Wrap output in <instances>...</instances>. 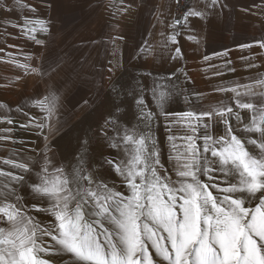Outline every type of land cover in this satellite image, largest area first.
I'll return each instance as SVG.
<instances>
[{
    "label": "snow or ice",
    "instance_id": "snow-or-ice-1",
    "mask_svg": "<svg viewBox=\"0 0 264 264\" xmlns=\"http://www.w3.org/2000/svg\"><path fill=\"white\" fill-rule=\"evenodd\" d=\"M223 7L221 0H203L201 8L185 13L183 23L173 20L169 26L175 29L179 24L187 29L189 17L211 22ZM253 7L264 16V0H256ZM0 8L37 12L21 0H14L12 7L0 0ZM12 27L20 29L38 46H45V42L37 33H50L49 22L42 18L25 17L24 24ZM180 34L176 31L169 37L170 43L177 45L171 50L173 61L183 59L178 46ZM123 39L120 35L111 37L113 43ZM254 44L264 49V40ZM240 47L251 48L253 44ZM139 51L146 54L149 49ZM115 52L116 49L114 55ZM8 56L11 58L12 53ZM24 59L31 61L32 57ZM14 63L26 74L30 71L39 75L45 88L30 98L35 101L36 114L17 105L24 119L14 120L8 106L9 112L3 113L0 120V142H4L0 147L19 148L0 161V264H50L39 255L49 252L60 257L63 264H264V78L255 81L262 89L259 92L247 84L214 89L232 92L235 97H251L236 98L235 104L248 110L245 130L258 133V139L245 141L238 137L233 120L238 127L244 117L223 102L207 110L161 112L179 116L176 122L183 123L190 133L180 137L184 142L182 150L174 142L175 136H167L171 143L167 163L171 167H166L150 131L138 134L123 129L121 135L117 105L95 131L77 138L70 157L55 161L52 156L56 155L63 125L53 119L56 106L50 94L60 95L67 84V80L61 83L57 78L67 72L68 62L60 55L50 54L40 64L18 60ZM247 66L257 67L251 61ZM118 67L117 62L107 68L110 84L116 83ZM230 71L235 72V68ZM73 72L81 89L94 86L96 73L86 62L73 68ZM176 74L172 72L164 79L170 82ZM161 87L157 84L152 89L157 102L165 96L163 91L157 95ZM239 87L245 91L239 92ZM123 88L120 85L114 90L119 94ZM195 95L199 98L202 93ZM132 99L141 110L139 118L148 121L146 127L150 128L155 114L145 111L147 105L142 96L133 94ZM67 100V93L60 96L61 106ZM90 102L84 100L83 104ZM5 107L0 102V109ZM217 123L224 128L222 134L214 135ZM19 131L34 136L35 146L27 147L28 142L15 135ZM97 140L117 153L121 144L125 145L129 159L117 162L115 158H105L103 152L100 158L94 157ZM18 141L23 144L18 146ZM246 144L257 146L260 154L253 155ZM128 145L134 147L129 149ZM113 172L122 178L124 190L109 183ZM30 208L46 214L49 224L41 226Z\"/></svg>",
    "mask_w": 264,
    "mask_h": 264
},
{
    "label": "crops",
    "instance_id": "crops-1",
    "mask_svg": "<svg viewBox=\"0 0 264 264\" xmlns=\"http://www.w3.org/2000/svg\"><path fill=\"white\" fill-rule=\"evenodd\" d=\"M4 2L9 7L14 4V0ZM255 2L256 0H221L224 7L218 10V15L211 22L189 17L187 29L179 24L175 29L169 25L177 20L176 13L181 5L184 6V12L178 20L183 23L185 13L189 9L201 8L203 0H134L131 4L127 0H21L22 4L34 6L37 12L32 13L22 8H14L9 12L0 8V49H3L0 51V102L6 106L0 109V120H3V113L9 112L8 106L14 120L24 119L19 115L17 105L26 106L25 110H30L33 114L38 112L34 107L35 101L30 98L44 91L43 79L30 71L26 74L14 61L40 64L51 54L60 55L68 62L67 72L57 78L61 83L67 80V84L60 95L50 94L56 106L53 119L63 125L59 139L84 119L102 124L108 113L118 105L121 135L123 129L150 131L157 141L156 146L168 158L171 143L167 136H175L174 142L182 150L184 142L180 137L190 133L183 123L176 122L179 121V116L160 113L179 114L207 110L220 106L221 102L233 107L234 111L240 112L244 117L238 127L233 120L238 137L244 140L258 139V133L245 130L248 110L239 109L235 104L236 98L244 100L251 97H235L232 92L214 91L225 86L245 84L253 85L256 92L262 90L255 81L264 78V49H260L254 42L264 40V16L253 7ZM125 8H130V11H125ZM25 17L42 18L49 22V34L37 33L45 46L36 45L20 29L12 27L24 24ZM176 31L181 33L178 46L183 59L173 61L171 55L174 52L171 50L177 45H172L169 37ZM114 35L123 36L124 39L113 43L111 37ZM242 44H253V47L241 48ZM139 49L149 51L145 54ZM8 53H12L11 58ZM216 53L219 55H214ZM25 56H31L32 60L25 61ZM205 56L209 59L205 60ZM250 61L255 62L257 67L249 68L247 65ZM85 62L96 73L95 84L88 90L81 89L73 72V68L78 69L79 64ZM117 62L119 67L114 77L116 83L113 85L109 83L111 74L107 73V68ZM232 68H235V72L230 71ZM172 72L177 74L170 82L164 79ZM157 84L163 85L157 90V95L160 91L165 93L159 102L154 100L152 92ZM120 85H124V88L117 94L114 89ZM237 90L241 93L245 91L243 87ZM64 93H67L68 100L61 106L60 96ZM196 93L202 95L197 98ZM133 94L137 98L142 96L147 105L145 111L150 110L155 114L150 128L146 127L148 121L139 118L141 110L135 105ZM84 100L91 102L85 106ZM223 128L222 124L217 123L213 134H222ZM15 135L23 137L28 142L27 147L35 146L34 136L23 131ZM21 144L23 141L17 142L18 146ZM124 148L125 145L121 144V150L117 153L104 145L106 155L108 149L112 150L109 151L111 155H125ZM149 148L151 150V144ZM17 150L18 147H0V161L8 152ZM167 166L171 167L169 164ZM29 211L40 221L41 226L49 224L46 214L36 213L31 208ZM44 239L51 243L49 238ZM39 255L47 260V253Z\"/></svg>",
    "mask_w": 264,
    "mask_h": 264
},
{
    "label": "rangeland",
    "instance_id": "rangeland-1",
    "mask_svg": "<svg viewBox=\"0 0 264 264\" xmlns=\"http://www.w3.org/2000/svg\"><path fill=\"white\" fill-rule=\"evenodd\" d=\"M100 124L101 123H96V122H93L91 120L84 119L82 122H80L77 125H75L69 132H66L64 134V136H62L63 137L62 139L58 140V149L56 150V155L52 156V158L55 161H60L61 157H70L72 152H73V150L77 146V138L84 136V134L87 133V132L95 131V129ZM130 126L133 127L134 125H130ZM136 133L142 134L144 132L136 131ZM248 139H252V138H248ZM247 140H245V141H247ZM127 147L129 149H131L134 146L133 145H128ZM148 147H149V145H148ZM246 147L249 149V151L253 155H259L260 154V149L257 146H254V145H251V144H246ZM109 151H112V150L108 149L107 150V155H106V149H104L103 143L100 142L99 140L94 142L93 156L96 157V158H100V153L103 152L105 158H107V159L115 158V160L117 162H119L121 159H123L124 161H127L129 159V156L127 154L122 155V156L111 155V154H109ZM50 155H52V154H50ZM161 160H162V162L165 163V166L168 167L167 166L168 165L167 158L165 156L161 155ZM121 179H122L121 177L117 176L113 172L111 174L110 178H109V183L110 184H114L118 190H124V186L121 183ZM216 182L219 183L220 181H216ZM213 193L216 194L215 190H213ZM150 251L154 252V250H151V249H150ZM46 259L50 262V264H63V261L60 259V257L56 256L52 252L47 253V258Z\"/></svg>",
    "mask_w": 264,
    "mask_h": 264
},
{
    "label": "built area",
    "instance_id": "built-area-1",
    "mask_svg": "<svg viewBox=\"0 0 264 264\" xmlns=\"http://www.w3.org/2000/svg\"><path fill=\"white\" fill-rule=\"evenodd\" d=\"M184 12V6L181 5L178 10H177V13H176V16H177V20L180 18V16L183 14Z\"/></svg>",
    "mask_w": 264,
    "mask_h": 264
}]
</instances>
